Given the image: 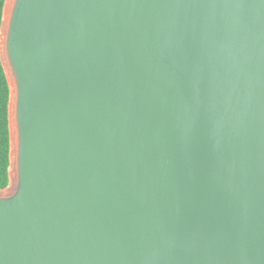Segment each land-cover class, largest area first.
Returning a JSON list of instances; mask_svg holds the SVG:
<instances>
[{
    "label": "water",
    "instance_id": "1",
    "mask_svg": "<svg viewBox=\"0 0 264 264\" xmlns=\"http://www.w3.org/2000/svg\"><path fill=\"white\" fill-rule=\"evenodd\" d=\"M0 264H264V0H5Z\"/></svg>",
    "mask_w": 264,
    "mask_h": 264
},
{
    "label": "trees",
    "instance_id": "2",
    "mask_svg": "<svg viewBox=\"0 0 264 264\" xmlns=\"http://www.w3.org/2000/svg\"><path fill=\"white\" fill-rule=\"evenodd\" d=\"M5 0H0V37L4 17ZM1 40V38H0ZM10 88L1 63L0 56V189L9 183L10 170V132H9Z\"/></svg>",
    "mask_w": 264,
    "mask_h": 264
}]
</instances>
